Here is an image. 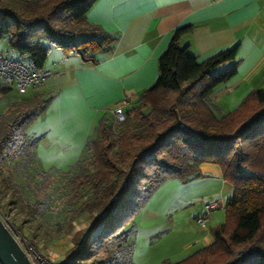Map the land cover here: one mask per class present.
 <instances>
[{
    "label": "trees",
    "instance_id": "obj_1",
    "mask_svg": "<svg viewBox=\"0 0 264 264\" xmlns=\"http://www.w3.org/2000/svg\"><path fill=\"white\" fill-rule=\"evenodd\" d=\"M96 2L0 0V43L5 41L18 60L39 71L51 51L45 41L65 55L77 54L96 64V54L111 50L118 40L88 22L87 13ZM194 28L186 25L174 32L159 59L156 83L126 111V121L105 115L86 144L89 161L81 158L66 172L78 169L70 179L74 198L90 189L85 209L97 214L76 237L66 264H133L136 216L165 181H189L200 175L204 164L218 165L233 186L224 204L225 221L214 231L212 243L181 262L162 264H264V88L251 91L236 109L217 113L211 98L217 87L237 75L238 45L200 62L180 44ZM227 63L231 65L217 73ZM12 90L0 80V100ZM52 98L37 93L0 111V178L5 177L8 189L7 174L13 169L25 174L37 196L28 206L35 214L45 207L38 198L44 197L54 170L29 174L28 167L39 162L40 140L28 130ZM19 188L13 185L16 200L6 206L20 202ZM99 226L103 232L93 237Z\"/></svg>",
    "mask_w": 264,
    "mask_h": 264
},
{
    "label": "crops",
    "instance_id": "obj_2",
    "mask_svg": "<svg viewBox=\"0 0 264 264\" xmlns=\"http://www.w3.org/2000/svg\"><path fill=\"white\" fill-rule=\"evenodd\" d=\"M86 17L118 37L114 47L96 54L98 62L89 64L43 42L51 47L44 68L53 75L22 94L53 96L28 130L40 140L37 153L43 170L74 166L96 136L99 121L114 116L119 106L127 111L156 83L159 59L180 27H195L180 44L200 62L238 45L237 75L217 87L211 98L217 113L236 109L250 93L238 94L241 85L264 75V0H97Z\"/></svg>",
    "mask_w": 264,
    "mask_h": 264
},
{
    "label": "rangeland",
    "instance_id": "obj_3",
    "mask_svg": "<svg viewBox=\"0 0 264 264\" xmlns=\"http://www.w3.org/2000/svg\"><path fill=\"white\" fill-rule=\"evenodd\" d=\"M1 48L12 57L5 41ZM8 55V54H7ZM9 55V56H10ZM222 72L218 71L217 73ZM250 77L241 85V92H251L264 88V75L260 79ZM32 95H22L16 89L0 100V111L4 113L11 103L31 99ZM116 124V128H118ZM89 161L90 155L82 157ZM86 162V163H87ZM13 169L7 176L10 188L5 189V177L0 178V215L11 230L28 248L32 247L36 258L42 264H66L70 261L76 237L86 232L97 214L86 210L92 191L86 189L79 198H74L70 179L78 173L54 170L43 198L44 209L34 213L33 206L37 196L29 187L23 173ZM41 167L34 162L28 167L31 176L37 177ZM18 185L20 202L6 206L13 197V185ZM233 195V186L223 178L216 164L201 166L200 175L189 181L171 178L151 196L135 218L132 255L133 264H162L164 261L178 263L214 241L213 233L225 221V200ZM218 202L220 208L209 214L206 226L198 222V217L206 212L207 204ZM27 205V206H26ZM72 254V255H71Z\"/></svg>",
    "mask_w": 264,
    "mask_h": 264
},
{
    "label": "built area",
    "instance_id": "obj_4",
    "mask_svg": "<svg viewBox=\"0 0 264 264\" xmlns=\"http://www.w3.org/2000/svg\"><path fill=\"white\" fill-rule=\"evenodd\" d=\"M52 75L53 72L51 70L45 68L40 71L36 70L29 64L7 55V53L0 47V80L16 89L20 94H26L29 90L39 87ZM114 117L118 123L126 121L127 115L123 106H119L114 110ZM220 206L221 205L218 204V202L207 204L206 212L203 216H199L197 218L198 222L205 227L209 219L210 212L220 208ZM102 232L103 226H99L91 233V235L93 237H97ZM15 236L25 249L32 263L42 264V262L36 258L33 248H28L24 243H22L21 238H19L16 234Z\"/></svg>",
    "mask_w": 264,
    "mask_h": 264
},
{
    "label": "water",
    "instance_id": "obj_5",
    "mask_svg": "<svg viewBox=\"0 0 264 264\" xmlns=\"http://www.w3.org/2000/svg\"><path fill=\"white\" fill-rule=\"evenodd\" d=\"M0 264H33L25 249L1 215Z\"/></svg>",
    "mask_w": 264,
    "mask_h": 264
}]
</instances>
